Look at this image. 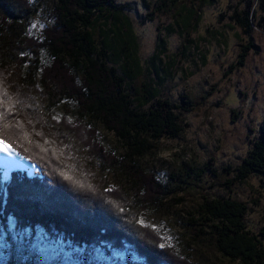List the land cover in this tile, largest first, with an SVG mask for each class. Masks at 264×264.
<instances>
[{"label": "trees", "instance_id": "obj_1", "mask_svg": "<svg viewBox=\"0 0 264 264\" xmlns=\"http://www.w3.org/2000/svg\"><path fill=\"white\" fill-rule=\"evenodd\" d=\"M40 1L0 0V139L38 167L0 176V238L9 263L39 264L31 242L41 237L77 264H195L192 244L232 264H264V231L249 228L246 203L195 196L206 177L220 178L213 163L182 162L155 174L141 162L163 138H178L184 116L211 94L174 103L162 93L159 71L166 35L179 29L188 36L212 0H156L154 11L173 22L144 61L129 3L54 0L48 22L33 34ZM229 20L250 36L264 25V0H241ZM251 46H240L232 67L244 65ZM148 67L157 80L146 75ZM96 124L118 145L106 146ZM222 172L233 174L224 186L264 176V126L240 164ZM187 196L195 199L189 211L181 206L189 237L181 248L142 219L183 205Z\"/></svg>", "mask_w": 264, "mask_h": 264}, {"label": "rangeland", "instance_id": "obj_2", "mask_svg": "<svg viewBox=\"0 0 264 264\" xmlns=\"http://www.w3.org/2000/svg\"><path fill=\"white\" fill-rule=\"evenodd\" d=\"M115 1L132 6L133 10L129 12L138 35V52L142 61L148 59L157 51L158 33L164 36L163 29L173 22L171 15L154 11L156 0ZM53 2L40 1L32 16L33 34L48 22L47 15ZM240 2L212 0L202 7L201 21L188 36L178 32L179 29L166 35V49L160 57L159 71V76L164 77L160 83L162 93L174 103H178L181 95L195 98L208 91L211 94L201 107L184 116V129L178 138H163L159 151L141 162L145 169L163 174L182 162L203 164L209 160L221 176L218 180L206 177L195 196L199 197L201 193L220 195L246 203L249 207L246 213L248 226L258 233L264 231V176L252 175L245 183L224 186V181L231 179L233 174L223 177L222 172L224 167L233 168L240 164L264 126V25L256 27L250 36L241 34L236 27L231 28L229 25L233 24L229 15L232 7ZM184 38L190 40L185 49L182 48ZM248 42L253 46L244 65L232 67L240 46ZM148 68L151 72L146 71V75L157 80V75ZM232 110L238 111L236 115ZM96 127L106 146L118 145L111 132L100 124ZM0 153L10 158L0 157L7 170L29 169L31 172L30 164L15 151ZM3 176H6L5 172ZM194 199L187 196L183 205L149 212L142 221L162 229L178 239L181 248H186L189 237L184 222L186 210L192 209L190 205L194 204ZM181 206H186V210ZM191 246L192 251H188L195 264H232L213 249ZM31 248H36L39 264H77L67 257V253L59 255L60 250L41 237L31 242ZM9 259V246L0 238V264H10Z\"/></svg>", "mask_w": 264, "mask_h": 264}, {"label": "snow or ice", "instance_id": "obj_3", "mask_svg": "<svg viewBox=\"0 0 264 264\" xmlns=\"http://www.w3.org/2000/svg\"><path fill=\"white\" fill-rule=\"evenodd\" d=\"M0 152H7L9 154H12L14 152V149H12L4 139H0ZM161 247H163V245H161Z\"/></svg>", "mask_w": 264, "mask_h": 264}, {"label": "bare ground", "instance_id": "obj_4", "mask_svg": "<svg viewBox=\"0 0 264 264\" xmlns=\"http://www.w3.org/2000/svg\"><path fill=\"white\" fill-rule=\"evenodd\" d=\"M3 157V156H2ZM54 159V158H53ZM109 226V225H108ZM111 227V226H110ZM116 232V231H115ZM132 242V241H131Z\"/></svg>", "mask_w": 264, "mask_h": 264}]
</instances>
